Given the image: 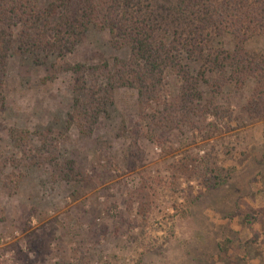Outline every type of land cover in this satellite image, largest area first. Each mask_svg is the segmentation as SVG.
Listing matches in <instances>:
<instances>
[{"label":"rangeland","instance_id":"374dc122","mask_svg":"<svg viewBox=\"0 0 264 264\" xmlns=\"http://www.w3.org/2000/svg\"><path fill=\"white\" fill-rule=\"evenodd\" d=\"M224 41L232 46L231 36ZM244 47L264 57V36ZM127 54L107 30L89 27L63 60L110 64ZM49 61L12 52L0 91V264H264V117L252 77L220 93L206 83L199 108L212 99L224 115L193 114L155 138L138 118L136 90L118 87L85 134L65 121L71 73L43 79ZM163 84L176 102L181 79L166 68ZM20 129L37 159L19 150ZM206 155L228 171L219 186L190 177ZM64 160L74 162L68 179L57 171Z\"/></svg>","mask_w":264,"mask_h":264},{"label":"trees","instance_id":"16d2710c","mask_svg":"<svg viewBox=\"0 0 264 264\" xmlns=\"http://www.w3.org/2000/svg\"><path fill=\"white\" fill-rule=\"evenodd\" d=\"M89 27L107 30L112 45L127 49V56H115L110 64L63 60ZM254 34L264 36V0H0V91L12 52L34 58L44 54L51 57L52 73L43 79L71 73L73 96L65 121L85 134L106 114L118 87L136 90L138 118L153 138L161 128L188 125L193 114L209 110L214 117L224 115L210 98L211 109L199 108L206 83L209 93H220L226 84L239 86L252 77L251 100L257 117H264V57L250 58L244 47ZM226 35L233 39L231 47ZM198 59L201 67L195 72L188 62ZM166 68L181 79L176 102L164 94ZM151 102L158 108L149 109ZM230 113L227 108L225 114ZM15 137L22 154L37 159L28 154L32 149L25 131ZM51 146L45 151L51 152ZM208 157L190 177L216 187L228 171ZM57 171L62 178L72 177L74 162L62 161Z\"/></svg>","mask_w":264,"mask_h":264}]
</instances>
